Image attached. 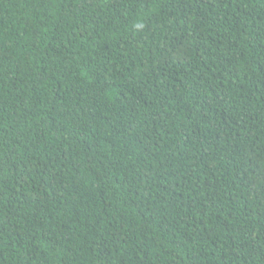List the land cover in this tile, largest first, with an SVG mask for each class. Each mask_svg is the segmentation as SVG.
I'll use <instances>...</instances> for the list:
<instances>
[{"label":"trees","instance_id":"obj_1","mask_svg":"<svg viewBox=\"0 0 264 264\" xmlns=\"http://www.w3.org/2000/svg\"><path fill=\"white\" fill-rule=\"evenodd\" d=\"M0 264H264V0H0Z\"/></svg>","mask_w":264,"mask_h":264}]
</instances>
